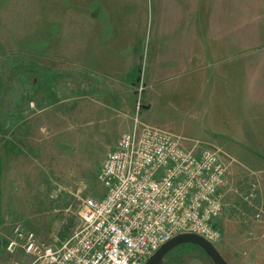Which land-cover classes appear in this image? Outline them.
I'll return each mask as SVG.
<instances>
[{"label":"rangeland","instance_id":"1","mask_svg":"<svg viewBox=\"0 0 264 264\" xmlns=\"http://www.w3.org/2000/svg\"><path fill=\"white\" fill-rule=\"evenodd\" d=\"M103 1L0 0L7 37L0 59V264L29 262L21 251L6 248L15 226L51 245L80 227L83 200L105 192L97 175L106 153L135 118L171 131L188 149L200 151L211 144L220 149L227 172L231 166L235 170L226 179L216 220L219 238L212 244L230 264H264V162L239 164L225 145L214 141L211 130L216 117L225 116L224 106L204 113V105H191L192 89H186L188 103L172 91L162 107L161 98L154 96L150 113L160 121L146 123L139 112L144 103L139 85L84 64L80 35L91 27L82 23L84 13L98 17L103 27ZM108 4L116 14V0ZM111 30L114 40L116 27ZM68 34L72 40L67 42ZM196 258L213 264L190 243L170 250L162 264Z\"/></svg>","mask_w":264,"mask_h":264},{"label":"crops","instance_id":"2","mask_svg":"<svg viewBox=\"0 0 264 264\" xmlns=\"http://www.w3.org/2000/svg\"><path fill=\"white\" fill-rule=\"evenodd\" d=\"M103 3V27L98 17L84 13L82 23L91 26L80 35L84 64L139 85L144 92L139 112L146 123L160 121L150 113L154 96L161 98L162 107L172 91L186 101V89H192L191 105H204V113L224 106L225 116L216 117L211 130L214 141L225 145L239 164L264 162V0H116V14L108 0ZM2 16L0 59L3 39L7 42ZM66 40H72L69 34ZM233 170L231 166L227 180ZM185 264L207 263L196 258Z\"/></svg>","mask_w":264,"mask_h":264},{"label":"built area","instance_id":"3","mask_svg":"<svg viewBox=\"0 0 264 264\" xmlns=\"http://www.w3.org/2000/svg\"><path fill=\"white\" fill-rule=\"evenodd\" d=\"M226 172L219 148L188 149L171 131L135 118L106 153L97 175L105 192L83 200L80 227L51 245L15 226L6 248L28 264H144L179 233L213 243Z\"/></svg>","mask_w":264,"mask_h":264},{"label":"water","instance_id":"4","mask_svg":"<svg viewBox=\"0 0 264 264\" xmlns=\"http://www.w3.org/2000/svg\"><path fill=\"white\" fill-rule=\"evenodd\" d=\"M190 243L200 247L210 258L213 264H230L228 263L218 249L210 241L206 240L199 234L184 232L179 233L166 242H164L144 264H162L164 256L173 248L180 244Z\"/></svg>","mask_w":264,"mask_h":264},{"label":"trees","instance_id":"5","mask_svg":"<svg viewBox=\"0 0 264 264\" xmlns=\"http://www.w3.org/2000/svg\"><path fill=\"white\" fill-rule=\"evenodd\" d=\"M165 257V256H164Z\"/></svg>","mask_w":264,"mask_h":264}]
</instances>
